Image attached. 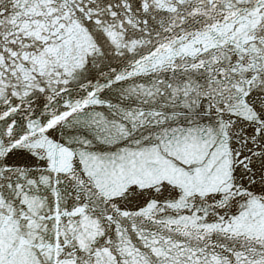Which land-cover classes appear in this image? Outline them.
<instances>
[{"label":"snow or ice","instance_id":"snow-or-ice-1","mask_svg":"<svg viewBox=\"0 0 264 264\" xmlns=\"http://www.w3.org/2000/svg\"><path fill=\"white\" fill-rule=\"evenodd\" d=\"M0 264H264V0H0Z\"/></svg>","mask_w":264,"mask_h":264}]
</instances>
